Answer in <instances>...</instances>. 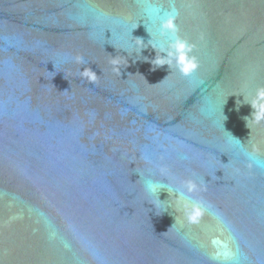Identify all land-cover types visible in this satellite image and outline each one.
<instances>
[{
	"label": "water",
	"instance_id": "1",
	"mask_svg": "<svg viewBox=\"0 0 264 264\" xmlns=\"http://www.w3.org/2000/svg\"><path fill=\"white\" fill-rule=\"evenodd\" d=\"M260 86L264 0H0V264H264Z\"/></svg>",
	"mask_w": 264,
	"mask_h": 264
},
{
	"label": "clouds",
	"instance_id": "2",
	"mask_svg": "<svg viewBox=\"0 0 264 264\" xmlns=\"http://www.w3.org/2000/svg\"><path fill=\"white\" fill-rule=\"evenodd\" d=\"M174 19H175V14L160 16L157 18L158 29L160 33L162 35L164 34L170 35V41L166 48L160 49L159 53L157 52V48L151 45V47L156 52L155 58L152 60V64L154 63L155 66L158 67L162 65L169 66L173 62H175L180 73L183 75H188L196 69L197 63L194 57L188 55L189 46L187 42L181 39L177 35L178 29L174 23ZM136 38L139 44L144 43L142 38L140 37H136ZM142 48L144 47H141L140 51ZM76 61L81 65L84 64L83 57L80 56L76 57ZM112 63L115 65V70L120 71L119 59L114 56L112 58ZM81 76L87 79L89 82H95L98 77L97 74L89 67H83V70H81ZM244 102L248 103L252 108L251 117L246 118L247 122L249 119L253 120L255 123H260L261 121H264V86L258 87L255 91V95L253 96V98L249 101H244ZM237 141L240 142L239 139H237ZM244 154L247 157V159L251 161V163L254 164L255 166L264 167V159H261L256 154L255 151L252 152L245 151ZM144 187L149 194H155L157 196V199L161 201L158 198V193L161 189H165L166 185L164 183L149 178L144 181ZM197 188L198 185L196 181L189 178L187 180L182 181L179 187L173 188L169 186L167 191L168 193L171 192L172 195H175L178 201L184 202V207L188 211L189 218L192 221H195L197 217L200 215L199 204L196 201H192L191 203H189L188 201H185L183 198L185 197L186 194H191L195 192Z\"/></svg>",
	"mask_w": 264,
	"mask_h": 264
}]
</instances>
